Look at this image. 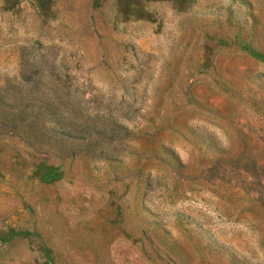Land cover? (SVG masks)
I'll use <instances>...</instances> for the list:
<instances>
[{"label":"rangeland","instance_id":"1","mask_svg":"<svg viewBox=\"0 0 264 264\" xmlns=\"http://www.w3.org/2000/svg\"><path fill=\"white\" fill-rule=\"evenodd\" d=\"M0 264H264V0H0Z\"/></svg>","mask_w":264,"mask_h":264}]
</instances>
